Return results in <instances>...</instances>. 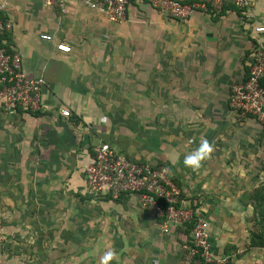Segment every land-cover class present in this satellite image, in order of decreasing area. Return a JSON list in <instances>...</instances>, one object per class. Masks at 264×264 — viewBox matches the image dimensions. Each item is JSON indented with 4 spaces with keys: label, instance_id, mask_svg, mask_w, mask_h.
<instances>
[{
    "label": "crops",
    "instance_id": "crops-1",
    "mask_svg": "<svg viewBox=\"0 0 264 264\" xmlns=\"http://www.w3.org/2000/svg\"><path fill=\"white\" fill-rule=\"evenodd\" d=\"M244 9L179 19L129 0L115 23L84 0L67 1L64 12L47 0H7L6 46L45 84L38 110L0 106L1 264H100L109 249L117 252L109 264H182L188 222L166 221L132 194L87 192L84 169L100 142L168 167L179 206L208 221L214 264H264V245L250 246L264 128L227 101L253 39H264L254 30L264 25V0ZM205 139L209 157L186 167L184 156ZM81 210L94 215L83 223L94 220V229L81 231Z\"/></svg>",
    "mask_w": 264,
    "mask_h": 264
},
{
    "label": "built area",
    "instance_id": "built-area-1",
    "mask_svg": "<svg viewBox=\"0 0 264 264\" xmlns=\"http://www.w3.org/2000/svg\"><path fill=\"white\" fill-rule=\"evenodd\" d=\"M69 0H47L56 4L62 12ZM111 22L126 18L129 0H84ZM7 0H0V106L9 113L18 108L35 111L40 108L45 80L42 76L27 75L22 68L20 53L6 46L4 34L12 28L11 20L4 14ZM151 5L167 15L184 19L193 12L218 13L225 5L245 8L249 0H149ZM256 33L264 31V25L254 26ZM41 38L51 39L49 34ZM61 51H69L64 42L57 43ZM246 76L231 86L227 101L229 108L254 118L264 128V39L255 38L242 61ZM63 115H69L62 108ZM87 192L94 197L116 199L122 194H132L145 207L164 215L166 221L189 222V244L185 246L182 264L220 263L210 242L208 221L201 212L179 206L180 189L171 178L164 164L141 162L130 159L107 142H100L94 149L92 160L84 169ZM164 231L167 227L164 226Z\"/></svg>",
    "mask_w": 264,
    "mask_h": 264
},
{
    "label": "trees",
    "instance_id": "trees-1",
    "mask_svg": "<svg viewBox=\"0 0 264 264\" xmlns=\"http://www.w3.org/2000/svg\"><path fill=\"white\" fill-rule=\"evenodd\" d=\"M227 7L235 8L237 11H239V13H243L242 11L245 10L244 8L241 9V8H238L234 5H232V4H229L227 6L225 5V7L221 11H223ZM243 15H244V13H243ZM6 34L7 33H5L3 36L6 37ZM252 42H254V39ZM7 48L10 50V47L7 46ZM245 76H246V68H245ZM157 164H160V163H157ZM256 197L259 198L256 206L254 207V214H255L254 215V225L257 227V231L256 230L250 231V237H251L250 246L256 245V244L263 246L264 245V190H261V191L258 190ZM105 199H112V198L106 197ZM188 223H189L190 227H192L193 220L189 221Z\"/></svg>",
    "mask_w": 264,
    "mask_h": 264
},
{
    "label": "clouds",
    "instance_id": "clouds-1",
    "mask_svg": "<svg viewBox=\"0 0 264 264\" xmlns=\"http://www.w3.org/2000/svg\"><path fill=\"white\" fill-rule=\"evenodd\" d=\"M212 151V145L205 139L196 149L184 156L183 163L186 167L197 170L201 167L202 162L209 157ZM116 256L117 252L114 249H109L100 257V264H109Z\"/></svg>",
    "mask_w": 264,
    "mask_h": 264
},
{
    "label": "rangeland",
    "instance_id": "rangeland-1",
    "mask_svg": "<svg viewBox=\"0 0 264 264\" xmlns=\"http://www.w3.org/2000/svg\"><path fill=\"white\" fill-rule=\"evenodd\" d=\"M125 114H126V110H124L123 111ZM125 120H126V118H125ZM90 209V208H89ZM91 209H93L92 207H91ZM88 214H86V213H84L82 210L79 212V216H82L81 217V221H77L78 222V226H79V228L81 229V231H83L84 229H85V227L86 228H90V227H92L93 229H94V220H88L87 222V224H86V226L84 225L86 222H84L85 221V219H86V217L87 216H89V215H91L90 214V212H87ZM84 215H85V217H84ZM91 216H94L93 214L91 215ZM84 223V224H83ZM1 228V227H0ZM4 244H5V242H4V240L2 239V236H1V234H0V249H2V247L4 246ZM1 255H2V253H1ZM2 263V261H1V258H0V264Z\"/></svg>",
    "mask_w": 264,
    "mask_h": 264
}]
</instances>
